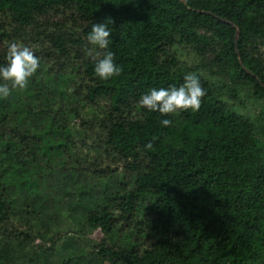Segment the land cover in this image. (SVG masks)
I'll list each match as a JSON object with an SVG mask.
<instances>
[{
    "label": "trees",
    "instance_id": "trees-1",
    "mask_svg": "<svg viewBox=\"0 0 264 264\" xmlns=\"http://www.w3.org/2000/svg\"><path fill=\"white\" fill-rule=\"evenodd\" d=\"M107 20L123 71L105 81L86 52ZM12 43L40 67L0 98V264H264V142L199 70L227 80L231 97L245 88L264 101V0H0V66ZM177 46L198 56L195 69ZM189 73L206 91L198 111L139 106ZM95 143L124 173L96 171ZM58 178L109 183L81 188L73 233L14 262ZM94 229L110 241L88 249L80 241Z\"/></svg>",
    "mask_w": 264,
    "mask_h": 264
},
{
    "label": "rangeland",
    "instance_id": "rangeland-1",
    "mask_svg": "<svg viewBox=\"0 0 264 264\" xmlns=\"http://www.w3.org/2000/svg\"><path fill=\"white\" fill-rule=\"evenodd\" d=\"M175 51L183 65L195 69L196 65L199 64V58L192 52L191 48L177 46ZM261 54L264 58V49L261 50ZM199 70L206 78H208L211 85L216 88V92L227 103L228 107L252 123L255 136L260 141L264 142V121L261 116L264 101L255 99L250 94L249 90L245 88L239 90L235 97H231L228 90L229 84L227 80L223 77L210 74L206 69L200 66ZM81 111L80 115L86 116L85 109ZM94 146L96 149L89 151V158L92 159L96 157L103 159L102 161L95 159V169L98 173L106 166L113 168L110 173H124L123 170L121 172L115 171L114 168L118 167L119 164L112 162V160L107 158V155L103 152L99 154L96 153L98 150L101 151V148L96 143ZM128 175V173H125L126 178ZM103 182L109 183V180L106 178V180L91 181L81 178L77 183H72L69 178L67 180H61L59 178L52 180L50 184L51 187L47 192H52L53 200H51L50 204L46 205L43 211V220L39 223H35L34 230L37 235L31 239L29 243L20 247L23 251H20L19 248L17 249L16 252L18 257L14 256L13 261L19 262L20 260H24L26 256L30 255L31 251H38L40 246H49V238L56 232L67 231V233H73L78 225L80 214L82 213L81 209L75 206V202L81 200V198H79L81 188H88L94 186V184L98 185ZM71 235L72 234H67L65 236L66 240H69ZM102 239L110 241L109 238H105L100 229H94L89 231L86 234L85 239L80 241V243L84 247L90 249L92 244L100 242ZM62 243L63 241L61 240L60 246H62Z\"/></svg>",
    "mask_w": 264,
    "mask_h": 264
},
{
    "label": "clouds",
    "instance_id": "clouds-1",
    "mask_svg": "<svg viewBox=\"0 0 264 264\" xmlns=\"http://www.w3.org/2000/svg\"><path fill=\"white\" fill-rule=\"evenodd\" d=\"M107 20L105 23H95L87 35V42L91 46L86 54L96 61L94 72L101 80H109L121 75L123 69L114 63V53L109 50L111 31ZM40 60L33 50L18 43L8 47L6 65L0 66V98L7 99L12 91H24L29 86L30 79L37 73ZM206 95L199 77L189 73L184 77V83L179 87L151 89L142 95L139 106L150 112H158L161 116H170L182 111H198L202 99ZM163 127L172 126L170 119L161 121ZM147 149L152 143L145 145Z\"/></svg>",
    "mask_w": 264,
    "mask_h": 264
}]
</instances>
